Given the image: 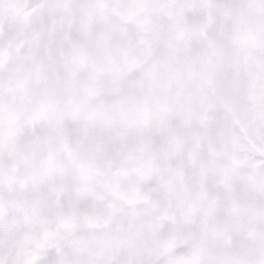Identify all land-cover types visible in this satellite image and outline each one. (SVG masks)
Masks as SVG:
<instances>
[{
	"label": "snow or ice",
	"instance_id": "obj_1",
	"mask_svg": "<svg viewBox=\"0 0 264 264\" xmlns=\"http://www.w3.org/2000/svg\"><path fill=\"white\" fill-rule=\"evenodd\" d=\"M0 264H264V0H0Z\"/></svg>",
	"mask_w": 264,
	"mask_h": 264
}]
</instances>
